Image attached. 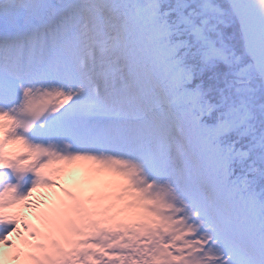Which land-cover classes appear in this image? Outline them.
<instances>
[{
	"label": "snow or ice",
	"instance_id": "6c2138e0",
	"mask_svg": "<svg viewBox=\"0 0 264 264\" xmlns=\"http://www.w3.org/2000/svg\"><path fill=\"white\" fill-rule=\"evenodd\" d=\"M0 264H264V0H0Z\"/></svg>",
	"mask_w": 264,
	"mask_h": 264
},
{
	"label": "bare ground",
	"instance_id": "6f19581e",
	"mask_svg": "<svg viewBox=\"0 0 264 264\" xmlns=\"http://www.w3.org/2000/svg\"><path fill=\"white\" fill-rule=\"evenodd\" d=\"M13 174L15 175V173H12V175H13ZM33 175H35V174L32 173V172H29V173L25 174V175L23 176L22 179H19V180H18V178H17V180H18V182H19V185H20V187H18V194H22V187H23V184H25V183H29L30 180L32 179ZM16 182H17V181L13 182L11 179H8V180H7V178H5L4 176H3V177H0V187H2L3 184H6V183H13V184H16ZM21 184H22V185H21Z\"/></svg>",
	"mask_w": 264,
	"mask_h": 264
},
{
	"label": "rangeland",
	"instance_id": "374dc122",
	"mask_svg": "<svg viewBox=\"0 0 264 264\" xmlns=\"http://www.w3.org/2000/svg\"><path fill=\"white\" fill-rule=\"evenodd\" d=\"M12 173H13V172H12L11 170H7L6 173H5V175H4V177L7 178V180H8V179H11L13 182L18 181V180H17V176L14 175V174L12 175ZM16 183H17V182H16ZM18 184H19V183H18ZM21 185H22V184H21ZM19 187H20V185H19ZM27 188H28L27 183L23 184V187H22V194L26 193Z\"/></svg>",
	"mask_w": 264,
	"mask_h": 264
}]
</instances>
